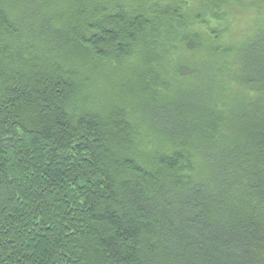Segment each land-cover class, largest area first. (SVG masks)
<instances>
[{"label": "trees", "instance_id": "1", "mask_svg": "<svg viewBox=\"0 0 264 264\" xmlns=\"http://www.w3.org/2000/svg\"><path fill=\"white\" fill-rule=\"evenodd\" d=\"M246 6L0 0V264H264Z\"/></svg>", "mask_w": 264, "mask_h": 264}, {"label": "rangeland", "instance_id": "2", "mask_svg": "<svg viewBox=\"0 0 264 264\" xmlns=\"http://www.w3.org/2000/svg\"><path fill=\"white\" fill-rule=\"evenodd\" d=\"M237 16H238L236 18L237 24L233 29H238L240 33H244V31H248V29L253 31L258 26L264 27L263 8L252 7V6L239 7L237 11ZM229 42L231 43L230 40Z\"/></svg>", "mask_w": 264, "mask_h": 264}]
</instances>
